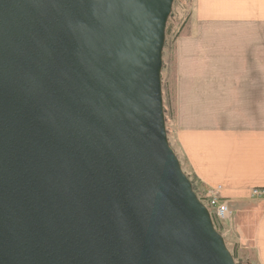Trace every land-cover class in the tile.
<instances>
[{
	"label": "water",
	"instance_id": "water-1",
	"mask_svg": "<svg viewBox=\"0 0 264 264\" xmlns=\"http://www.w3.org/2000/svg\"><path fill=\"white\" fill-rule=\"evenodd\" d=\"M175 0H0V264H238L170 144Z\"/></svg>",
	"mask_w": 264,
	"mask_h": 264
},
{
	"label": "crops",
	"instance_id": "crops-1",
	"mask_svg": "<svg viewBox=\"0 0 264 264\" xmlns=\"http://www.w3.org/2000/svg\"><path fill=\"white\" fill-rule=\"evenodd\" d=\"M173 72L177 149L205 192L228 201V231L264 264V198L251 195L264 188V0H195Z\"/></svg>",
	"mask_w": 264,
	"mask_h": 264
},
{
	"label": "rangeland",
	"instance_id": "rangeland-1",
	"mask_svg": "<svg viewBox=\"0 0 264 264\" xmlns=\"http://www.w3.org/2000/svg\"><path fill=\"white\" fill-rule=\"evenodd\" d=\"M195 8V0H175L171 15L166 25V41L163 49L162 85L164 109L166 111V126L171 146L178 153L182 167L186 174L193 176L191 169L186 164L183 155L177 149L173 130V53L174 42L180 31L192 18ZM202 195H204V188ZM215 224V223H214ZM217 226V227H216ZM216 229L224 236L227 247L231 251L236 263L258 264L256 254L251 242L241 243L234 234L230 233L226 224H215Z\"/></svg>",
	"mask_w": 264,
	"mask_h": 264
},
{
	"label": "built area",
	"instance_id": "built-area-1",
	"mask_svg": "<svg viewBox=\"0 0 264 264\" xmlns=\"http://www.w3.org/2000/svg\"><path fill=\"white\" fill-rule=\"evenodd\" d=\"M220 189V188H219ZM251 195L254 198H264V188H253L251 189ZM209 209L213 220H216L219 223L225 224L231 218L232 211L229 207L227 200L221 198L216 194H208L201 200Z\"/></svg>",
	"mask_w": 264,
	"mask_h": 264
},
{
	"label": "trees",
	"instance_id": "trees-1",
	"mask_svg": "<svg viewBox=\"0 0 264 264\" xmlns=\"http://www.w3.org/2000/svg\"><path fill=\"white\" fill-rule=\"evenodd\" d=\"M165 110V109H164ZM165 113H166V111H165ZM188 175V177H189V179L191 180V182H192V185H193V189L195 190V192H196V194L198 195V197L201 199V200H203L204 199V197H206L207 195H208V193H206L205 192V190H204V195H202L201 193H203L202 192V188L201 187H199L200 186V181L193 175H190V174H187ZM214 223L215 224H218L219 222L216 220V218H214ZM217 227V226H216ZM217 230H218V228H217ZM238 264H240V263H238Z\"/></svg>",
	"mask_w": 264,
	"mask_h": 264
}]
</instances>
